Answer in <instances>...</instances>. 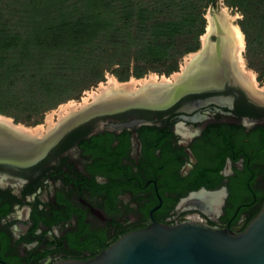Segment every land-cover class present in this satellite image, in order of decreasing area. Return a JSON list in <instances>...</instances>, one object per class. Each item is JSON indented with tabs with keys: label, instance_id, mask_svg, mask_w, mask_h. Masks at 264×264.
Here are the masks:
<instances>
[{
	"label": "flooded vegetation",
	"instance_id": "af4514ba",
	"mask_svg": "<svg viewBox=\"0 0 264 264\" xmlns=\"http://www.w3.org/2000/svg\"><path fill=\"white\" fill-rule=\"evenodd\" d=\"M221 26L155 86L98 89L36 135L0 130V264L93 260L154 224L249 225L264 207V83L245 80Z\"/></svg>",
	"mask_w": 264,
	"mask_h": 264
},
{
	"label": "trees",
	"instance_id": "16d2710c",
	"mask_svg": "<svg viewBox=\"0 0 264 264\" xmlns=\"http://www.w3.org/2000/svg\"><path fill=\"white\" fill-rule=\"evenodd\" d=\"M216 1L24 0L22 20L9 13L0 23V113L40 124L113 66L123 82L172 75L201 48L205 12ZM226 1L245 13L240 26L249 66H258L264 83V0ZM21 26L36 32H13Z\"/></svg>",
	"mask_w": 264,
	"mask_h": 264
},
{
	"label": "water",
	"instance_id": "95a60500",
	"mask_svg": "<svg viewBox=\"0 0 264 264\" xmlns=\"http://www.w3.org/2000/svg\"><path fill=\"white\" fill-rule=\"evenodd\" d=\"M57 264H264V207L242 231L201 222L154 224L124 236L93 260Z\"/></svg>",
	"mask_w": 264,
	"mask_h": 264
},
{
	"label": "rangeland",
	"instance_id": "374dc122",
	"mask_svg": "<svg viewBox=\"0 0 264 264\" xmlns=\"http://www.w3.org/2000/svg\"><path fill=\"white\" fill-rule=\"evenodd\" d=\"M23 1L24 0H0V6L4 7L0 11V23L5 18H9L10 17L9 13H11V16H13L12 19H15V21L18 22V19L22 20L20 16L22 15L21 11H22V7L24 5ZM222 11H226L229 14L230 18L232 19V23L238 25L241 28L240 23L245 19V13H244L243 9L241 7H239V6L232 7L231 5H229L227 3L226 0H217L215 4L210 5L206 9L205 17L207 19V27H206V31H205L204 35L201 37V47L204 45L203 37L206 36L207 28L209 26L208 17L210 15L218 16L220 13H222ZM13 30H14L13 32L20 33V34H29V33H32V32L33 33L36 32V30L32 31V29H30L29 26H21L19 28H15ZM39 32H40V30H39ZM244 38H245V48H244V51H243L244 62L246 64L247 70L250 71L253 74V76H255L254 78L258 79V81H259L260 72L256 69V68H258V66H256V68L249 66L250 63H251V58L249 56H247V48H246L247 45H246L245 34H244ZM192 54L193 53H190V54L186 55L182 59L180 69L184 70L186 68L187 64L191 61ZM114 68H116V66H113V69ZM112 70L111 71H106L105 72V78L103 80H101L100 82L95 83L94 85L90 86L88 89L84 90V92L81 94V96L79 98L69 100V101H67L65 103L60 104L57 108L47 111L45 113V115H44V119L42 120V122L40 124H37V125L31 124L28 121H25L24 119L17 120L15 118V116H9V115H5V114H1V113H0V116L11 120V122L15 123L17 126H20V127H25V128H33V127H35V128H37V127H39V126L41 127V125H43L45 119L50 121L53 118V116H54L56 111L63 112L64 109H67L69 107H73V106H75L76 103H78L80 101L87 102L91 97H93V95L95 93L98 92V89L109 87L112 84V82H117L119 84H125V85H133V84H135L137 88H141V86L144 83H147V82L151 81L152 79H156L157 80L158 77L165 76V75H160V74H157V73H150V74L146 75L143 78H131L130 80H128L126 82H123V81H120L112 73ZM14 113H13V115H14ZM15 115L17 116L19 114L16 112Z\"/></svg>",
	"mask_w": 264,
	"mask_h": 264
},
{
	"label": "bare ground",
	"instance_id": "6f19581e",
	"mask_svg": "<svg viewBox=\"0 0 264 264\" xmlns=\"http://www.w3.org/2000/svg\"><path fill=\"white\" fill-rule=\"evenodd\" d=\"M208 21H209V26L207 28V34L205 37H203L205 48H207L208 46L209 37L218 30L219 26L222 25L227 33L228 38L231 41L232 50L235 53L236 66L238 70L245 78V80H247L248 82L254 81L255 76H253V74L247 70L243 58V51L245 48V38L241 28L238 25L232 23V19L230 18L229 14L226 11H222V13H220L218 16L210 15L208 17ZM156 81H157L156 79H152L151 81L144 83L141 86V88H137L135 84L125 85V84H119L117 82H112V84L109 87L100 89L101 92L100 95H104L111 90L137 93L141 89H147L148 87L157 85ZM100 95L94 94L93 97L96 98L99 97ZM11 123H12L11 120L0 116V126L7 127L10 126ZM19 129L24 133L26 132L29 135L32 134L36 135L41 132V128H37L35 130H27V131L23 130L22 128Z\"/></svg>",
	"mask_w": 264,
	"mask_h": 264
}]
</instances>
